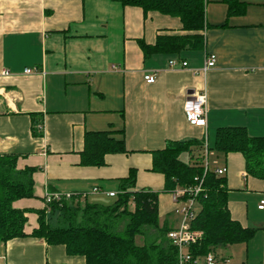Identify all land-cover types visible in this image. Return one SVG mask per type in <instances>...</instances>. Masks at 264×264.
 I'll use <instances>...</instances> for the list:
<instances>
[{
	"label": "crops",
	"instance_id": "1",
	"mask_svg": "<svg viewBox=\"0 0 264 264\" xmlns=\"http://www.w3.org/2000/svg\"><path fill=\"white\" fill-rule=\"evenodd\" d=\"M239 1L246 3L244 12L231 16L222 0L206 1L201 49L144 56L137 39L151 44L159 31L180 33L178 18L113 0H0V154H16L18 169L39 168L32 175L34 196L13 205L41 209L49 193L108 204L113 196L107 192L117 193L131 168L136 189L161 191L163 176L151 170L150 151L166 140L205 137L211 144L215 130L225 126L264 135V0ZM210 54L214 65L203 73ZM25 68L36 71L25 74ZM147 74L153 83L144 81ZM201 90L205 128L190 125L182 108L187 94ZM35 118L41 120L39 136L31 131ZM97 131L123 139L126 152L105 154L101 166H81L83 135ZM210 154L211 169L226 168L231 217L255 229L248 241L219 247L217 259L264 264V209L257 207L264 180L245 173L237 152ZM26 217L29 232L37 215ZM158 221L169 228L179 224L169 192L158 195ZM0 260L84 263L80 255H66L63 245L32 237L0 244Z\"/></svg>",
	"mask_w": 264,
	"mask_h": 264
},
{
	"label": "trees",
	"instance_id": "2",
	"mask_svg": "<svg viewBox=\"0 0 264 264\" xmlns=\"http://www.w3.org/2000/svg\"><path fill=\"white\" fill-rule=\"evenodd\" d=\"M113 1L138 7L144 14L157 12L179 19L180 33L159 31L151 44L137 39L144 56L203 47L207 0ZM222 1L227 4L228 16L242 14L246 7V3L239 0ZM40 123L39 118L32 120L31 131L35 136L41 135ZM107 134L106 131L84 133L79 151L81 166H101L105 164V154L126 152L123 139ZM205 140V137L168 139L162 148L150 151L151 170L163 176L161 191L136 189V172L131 168L127 176L119 179L118 191L108 204L81 200L79 194H72L69 198L45 201V206L37 210L16 208L13 203L34 196L32 175L39 168L18 169L16 154H0V244L14 238H38L47 245H63L66 255L82 256L83 264H177L176 247L167 238L171 228L159 225L158 195L199 183L197 211L189 227L201 232V236L188 247L190 264L194 260L203 264L208 252L214 254L216 264H221L223 259H217V249L248 241L255 229L243 227L231 217L225 174L218 175L209 167L204 170ZM207 151L208 155L211 151L224 155L239 153L244 160L245 173L264 180V135H250L243 126L219 127L214 132L213 142L207 143ZM183 153H187L186 160L180 157ZM28 212L37 215V225L26 232ZM136 235L143 236V244L134 243Z\"/></svg>",
	"mask_w": 264,
	"mask_h": 264
},
{
	"label": "built area",
	"instance_id": "3",
	"mask_svg": "<svg viewBox=\"0 0 264 264\" xmlns=\"http://www.w3.org/2000/svg\"><path fill=\"white\" fill-rule=\"evenodd\" d=\"M214 62L215 56L213 54L208 55L205 59L204 65L200 68V71L205 73L208 68L214 65ZM176 64L175 60H169L170 66L174 67ZM180 66L185 67L186 62L180 61ZM34 71H36L35 68H25L23 72L28 74ZM2 73L7 74L6 71H3ZM143 78L146 83H153L155 80L153 74L144 75ZM182 108L186 121L190 125L200 128L206 127V94L204 90L192 91L187 94ZM203 150L204 170H206L209 167L206 140L204 141ZM214 170L218 175H223L226 172L225 167H218ZM200 190V184L198 183L194 186L177 187L170 193L173 203L176 204L177 211L181 214L179 224L167 232V238L177 250V264H190L191 254L188 251V247L201 236V232L193 230L189 227L190 220L195 216L197 211L196 196ZM93 191H97V188L94 187ZM107 194L109 196H114L116 192H107ZM71 195L72 193H49L45 195V201L48 202L50 200L69 198ZM257 207L259 209H264V200H261ZM198 263L199 262L197 260L192 262V264ZM203 264H216L214 254L212 252H208L203 257Z\"/></svg>",
	"mask_w": 264,
	"mask_h": 264
},
{
	"label": "rangeland",
	"instance_id": "4",
	"mask_svg": "<svg viewBox=\"0 0 264 264\" xmlns=\"http://www.w3.org/2000/svg\"><path fill=\"white\" fill-rule=\"evenodd\" d=\"M180 157H181V159L186 160L187 159V153L181 154ZM212 159H213L212 158V155L210 154L209 157H208V160H209L208 166H209V168H212V164H211V161H213ZM218 162L220 163V161H218ZM178 214H179L180 220H181V214L179 212H178ZM133 241H134L135 244H138V245H141V244L144 243V240H143V236L142 235H136V236H134ZM0 264H3V262L1 260H0Z\"/></svg>",
	"mask_w": 264,
	"mask_h": 264
}]
</instances>
